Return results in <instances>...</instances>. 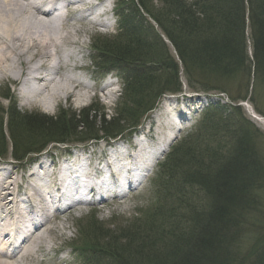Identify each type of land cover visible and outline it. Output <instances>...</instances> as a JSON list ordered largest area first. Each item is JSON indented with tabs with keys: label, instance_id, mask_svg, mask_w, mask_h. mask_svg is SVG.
Masks as SVG:
<instances>
[{
	"label": "rangeland",
	"instance_id": "1",
	"mask_svg": "<svg viewBox=\"0 0 264 264\" xmlns=\"http://www.w3.org/2000/svg\"><path fill=\"white\" fill-rule=\"evenodd\" d=\"M125 1L109 0L106 6L108 14L104 19L106 27H100L101 30H96L98 36H95L94 31L86 32L81 27L77 28V31L72 28H65L69 33L74 34L81 43L79 50L83 56L82 64L88 68L84 71L74 72L73 74L76 77H86L88 79L86 82L90 86L89 88L92 89L89 99L78 100L74 98L69 102L63 99L60 103L53 106L41 104L39 101L28 103L23 102L18 97V88L14 83L3 82L0 83V109L6 111L9 106L15 105L22 115L35 114L41 117H55L59 115L61 110L64 112V115L60 120L64 123H68V119L70 120L73 114H77L85 109H93L97 118L103 115L106 121L112 120L113 125H119L128 129L133 125L134 119H128L126 114L128 112L125 113L124 111L130 110L132 112V109L136 108V104L140 103L142 98H146V101L141 104L143 107L138 110V113L136 110L134 117L136 118L149 104H153L154 110L150 113L140 114V117L136 118L137 124L139 121L141 124L133 130L131 128L124 132L121 136L125 140L142 127V130H144V124L148 120L151 121L152 114L156 112L160 113V109L162 110L164 107H174L175 103L173 99L179 97L183 98V102H185H182L183 104L180 106L190 107L192 110L191 116L193 121L189 126L187 124L183 125L184 121L181 122V127L183 126L185 129L176 133L175 142L169 146L167 151L151 158L152 160L150 159V162L153 164L156 161H158V164L152 171V176L144 183H141L136 190H129L126 194L116 199L113 198V195L105 196V200L101 204H98L94 210H83L82 217L77 211L64 210L63 212H59L53 220L51 219L42 228L44 233L47 230L52 231L47 236L50 238L48 242L53 247V250L56 249L55 254L51 252L47 257V264H122L123 262L124 264H146L148 263L147 259L155 254V252L157 254H164L165 252L166 255L168 250L165 249L172 246L170 243L171 239L190 238L191 242L194 235H192L191 221L195 218L198 211H205L209 207L212 196L206 192L205 188L200 189L199 186L196 185L195 187V185H192L189 188L184 186L185 196L181 201L178 198L182 197L183 192L178 196L170 189L171 196L168 197L167 191L164 190L165 175L156 177L158 176V170L160 171V164L168 155H173V163L177 162L178 165H181L178 169L179 174L176 172L174 177L175 182L177 179H181L180 171L186 172L189 169L190 171H196L197 169L192 162H189L187 157H184L185 154H190L193 151L198 152V156L200 155L201 158L200 164L202 165L199 169H208L211 167L212 154L215 153L219 158H223L227 157L237 148L246 149V152L254 153L257 161L260 163V170L256 176L258 189L253 192L257 198H253L254 202L247 207V211L243 212L245 217L242 219L236 239L237 243L239 242L237 249L240 251L237 261L242 260L241 263L244 261V264H252L255 256H258L257 253L259 251L256 252V250L264 248V125L254 121L249 113L252 110L255 114L264 118V86H258L257 90L254 88L253 93L251 85L247 103H240L241 100L238 98L243 96L245 91L237 86V88L234 87V84L229 85L227 88L228 92L227 94H223V97L215 98L212 96L210 98L206 94L197 93L202 91L193 89L185 82L184 77L179 75L180 88L177 89L178 92L177 90L174 91L175 95L166 92L159 98L160 91H162V87L159 85V87L156 86V89L150 86L140 91L139 95L129 97L128 92L130 90L125 88L126 86L123 85L121 78L124 72L115 70L119 65L112 63L108 60L110 59L108 58L109 56L105 58L101 53L102 51L113 53V47L117 46V44L127 53L129 48H134L133 45L128 43V40L118 39L124 33L121 31V27L124 25L121 11L125 7L128 8V5L121 6L120 3ZM140 1L147 6L151 16L157 15L164 22L172 19L171 14L181 13H175L174 7L169 5L166 13L163 11L162 14L160 11L163 8H161L162 6L157 0H133L134 3H140ZM182 2L188 3V0L179 1L181 4ZM98 3H101L100 0ZM62 12L65 11L63 10ZM76 15L78 20H82L84 14ZM143 18L145 19L144 27H148V24L154 26V30L163 42L168 44V41L163 37L161 30L153 19L150 18V15ZM247 37L249 54L250 39L248 32ZM170 51L173 54V51ZM100 56H104V58ZM79 58L80 55L77 56V59ZM159 73H163V77L166 79L169 87L174 86L173 80L164 75L165 68L160 70ZM50 77L55 82L60 81L59 77L54 74H51ZM90 78L95 79V81H90ZM110 83L113 85L114 94L107 101L105 97H102V92L100 91ZM53 87L51 85L50 91ZM47 93L48 91L45 90L42 92V95L46 96ZM76 93L77 95L81 94ZM228 98L233 99L231 100L232 102ZM165 99L169 102L163 104V100ZM250 99L257 102L259 111L255 110ZM208 106L210 108L204 112V109ZM230 111L231 113L229 114ZM236 118H239V120ZM5 125L6 120L3 125L5 137L3 146L5 148L6 145L7 154L0 157V170L5 169L16 173L17 177L21 179L19 180V190L23 193L28 192L26 190L28 186L24 184V180L27 178V170L31 166L32 158L34 160L37 158L42 163L49 165L52 168L50 170L54 172L57 165H60L59 160L57 163L55 161L56 156L62 157V163H64V161L68 160L67 154L74 149L84 152L87 156L89 152H92L91 164H93L98 158L104 157V153L106 152L105 146L107 142L111 141L106 137H101V134H98L100 138L95 141L86 139L85 134L88 132L91 134L92 129L97 130V125L91 123L88 125L90 129H87L83 134H79L72 141H41L43 148L40 152H37L39 154H35L36 157L32 154L24 159V161L17 162L13 160L11 155L10 142ZM153 127L154 129H158V125H154ZM115 128H118V126ZM148 142L152 144L151 140ZM108 144L111 145L112 143L109 142ZM182 145H184V148L179 149ZM183 149L185 150L182 153ZM151 156L152 154L148 157L150 158ZM191 156L197 155L194 153ZM152 168L154 167L152 166ZM164 170L166 172V169ZM174 171L173 164L171 163V166L169 165L167 168V173L171 174ZM147 173L151 174L150 171ZM35 176L37 178L40 176V173H37ZM6 183H8L7 180ZM180 185L182 186V184ZM21 187L23 188L21 189ZM54 194H56V189L52 190L48 198L49 202L42 207L43 209L48 208L54 203L52 202L54 200H51L52 197L53 199L55 198ZM190 207L196 209L190 210L192 209ZM252 210L255 211L252 212ZM89 243L92 246H88ZM59 250L60 252L58 253ZM179 250L181 249L179 248ZM182 254L178 253V258Z\"/></svg>",
	"mask_w": 264,
	"mask_h": 264
},
{
	"label": "trees",
	"instance_id": "2",
	"mask_svg": "<svg viewBox=\"0 0 264 264\" xmlns=\"http://www.w3.org/2000/svg\"><path fill=\"white\" fill-rule=\"evenodd\" d=\"M179 1L157 0L163 8L160 11L162 14L163 11L166 13L169 5L174 7L175 13L181 12L171 14L172 19L168 22L157 15L151 16L147 6L141 1L134 3L133 0H127L120 3L121 6L127 4L128 8L121 11V18H124L121 31L124 33L118 39L128 40L134 48H129L127 53L117 44L113 47V53L102 50L101 53L128 72L125 88L130 90L129 97L139 95L140 91L150 86L154 89L159 85L162 87L159 97L166 92H174L180 88L179 75H182L189 86L202 92L217 91L227 94L229 85L234 84V87L245 91L238 99L246 101L251 85L253 93L254 88L257 90L258 86H264V0H188V3L182 4ZM149 15L168 44L163 42L154 26L148 24V27H144L143 17ZM247 32L251 56L248 54ZM165 63L167 64L163 65ZM163 68L164 75L173 80V87H169L163 73H159ZM144 101L146 98H142L132 112L124 111L128 112V119H134L130 128L137 124L140 114H146L153 107V104L147 105L136 119L134 114L143 107L141 104ZM251 102L255 110L259 111L257 102ZM63 113L60 110L55 117H41L35 114L22 115L15 105L9 106L6 111L0 109V157L7 154L6 145L5 148L3 146L5 120L11 155L19 162L30 154L40 152L43 148L41 141H72L90 129L88 125L91 123L97 125V130L92 129L91 134H85L89 140H97L100 138L98 134L101 137H115L127 130L113 125L112 120L106 121L103 115L97 118L93 109L73 114L68 123L60 120ZM182 148L184 145L179 149ZM245 150L237 148L223 158L215 153L210 154L212 160L208 169H199L202 165L198 152L185 154L184 157L197 169L180 171L181 179L175 182L174 177L176 172L179 174L181 165L173 163V155L168 156L160 175H165L164 190L168 197L171 196L170 189L178 196L183 192L182 197L178 198L181 201L185 196L184 186L189 188L192 185L205 188L212 197L209 207L205 211H198L191 221L192 235L194 234L191 242L190 238L171 239L172 246L165 249L168 250L166 255L165 252H155L149 256L146 264H244V261L241 263L242 260L237 261L240 251L237 249L239 242L236 239L245 217L243 212L254 202L253 198H257L253 192L258 189L256 176L260 170V163L254 153ZM194 153L197 156L192 157ZM171 163L175 171L168 174L167 168ZM88 246L92 245L89 243ZM257 251L258 256H255L252 264H264V248ZM178 253H183L180 258Z\"/></svg>",
	"mask_w": 264,
	"mask_h": 264
},
{
	"label": "bare ground",
	"instance_id": "3",
	"mask_svg": "<svg viewBox=\"0 0 264 264\" xmlns=\"http://www.w3.org/2000/svg\"><path fill=\"white\" fill-rule=\"evenodd\" d=\"M100 2L95 4L92 0H0V83H14L18 88V97L28 103L39 101L41 104L53 106L63 99L68 102L74 98L89 99L92 89L86 84L87 78L76 77L73 74L88 68L82 64L83 56L79 50L81 43L65 28L77 31L76 29L81 27L86 32L94 31L95 36H98L96 30L106 27L104 19L108 14L107 0ZM51 10L54 12L50 13ZM63 10L65 12H62ZM76 14H84L82 20H78ZM51 74L59 77L60 81L55 82L50 77ZM51 85L54 87L50 91ZM112 86L110 83L102 88L100 91L102 97L110 98L114 94ZM45 90L48 93L43 96L42 92ZM76 92L81 94L77 95ZM249 114L254 121L264 125L263 118L252 110ZM153 120L159 128L165 127L170 131L167 132V136L175 132L165 112L154 115ZM147 135L133 144L135 151L140 150V154L134 159V167L145 161L146 156L156 153L161 143L166 142L165 135L155 137L152 130ZM150 140L152 144L148 142ZM173 140L168 142L165 148H160L159 152L167 151ZM124 159L131 160L128 157ZM108 167L110 177H119L120 172L124 171L118 164L110 163ZM129 168L125 167L127 173ZM50 169L52 168L44 163L39 165L24 180L28 192L21 197L15 194V191H20L21 179L12 171L0 170V264H47L49 254L51 252L55 254L56 249L53 250L48 242L50 238L47 237L52 231L47 230L45 233L42 231V228L59 214L56 213L57 210L52 214L50 207L42 210L49 202L52 190L60 186L56 171L52 172ZM95 170L96 167L88 173L89 178L93 177L92 171ZM37 173H40V176L36 178ZM89 184L90 186H85V191L91 196H96L102 189V185L91 182ZM64 198L52 197L51 200L57 204ZM24 208L40 211L44 220L40 224H35L30 232L24 230V233H28L27 236L24 239L19 238L16 242L13 236L9 238L8 233L12 235L17 233L20 230L19 222L24 220L27 213H31L30 210L23 212ZM69 210L70 208L67 209ZM71 210L79 212L82 217L84 210L82 207Z\"/></svg>",
	"mask_w": 264,
	"mask_h": 264
}]
</instances>
